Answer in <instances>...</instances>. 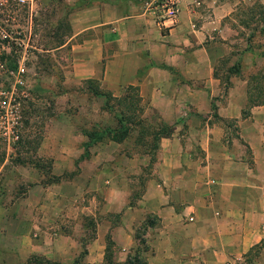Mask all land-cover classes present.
<instances>
[{
	"label": "crops",
	"instance_id": "1",
	"mask_svg": "<svg viewBox=\"0 0 264 264\" xmlns=\"http://www.w3.org/2000/svg\"><path fill=\"white\" fill-rule=\"evenodd\" d=\"M143 1L86 0L69 12L67 82L98 78L114 96L136 86L147 118L167 127L154 159L118 154L130 148L126 137L89 141L82 130L92 123L119 124L101 95H85L65 127V158L80 181L75 203L82 200L64 212L71 226L60 227L63 213L32 184L0 203V264H241L264 245V102L249 77L264 70V57L237 14L253 3L206 0L162 27ZM87 102L97 109H83ZM81 214L93 220L85 238ZM254 257L264 262V247Z\"/></svg>",
	"mask_w": 264,
	"mask_h": 264
},
{
	"label": "rangeland",
	"instance_id": "2",
	"mask_svg": "<svg viewBox=\"0 0 264 264\" xmlns=\"http://www.w3.org/2000/svg\"><path fill=\"white\" fill-rule=\"evenodd\" d=\"M85 1L0 0V203L13 204L38 182L44 186L45 202L63 213L59 224L64 230H68L74 220L64 212L68 211L70 215L75 204L82 202L78 198L75 203L74 183L80 181H77L78 177L74 178L75 168L70 169L65 158L70 155L68 147L72 140L70 131L65 130L73 120L69 114L77 111L85 95H92L93 88L107 91L94 77L77 83L67 82L70 43L74 40L67 42L68 14ZM256 1L251 0L253 4L237 14L239 24L245 26L248 45L258 47L264 57V6ZM78 39L79 36L75 40ZM249 77L256 83L253 93L261 91L263 95L264 70L257 68ZM132 86L127 91L133 99L128 106L118 105L114 98L108 100L113 110L128 115L133 113L131 124L127 119L123 121V126L128 129L126 143H130V148H119L118 154L141 157L147 152L152 161L157 141L153 136L156 126L145 114L147 107L137 98V87ZM97 106L95 102H87L82 108L97 109ZM137 119L138 125L134 124ZM85 129L98 136L103 128L92 123ZM149 167L150 163L144 170ZM141 189L140 179L129 188L135 196ZM145 217L149 218V215ZM80 221L87 226L82 238L90 236L93 220L81 214ZM141 232V228L136 230L137 238H141ZM107 245L108 254L111 252L110 241ZM262 247L264 245L253 247L241 264L264 263L254 257Z\"/></svg>",
	"mask_w": 264,
	"mask_h": 264
},
{
	"label": "trees",
	"instance_id": "3",
	"mask_svg": "<svg viewBox=\"0 0 264 264\" xmlns=\"http://www.w3.org/2000/svg\"><path fill=\"white\" fill-rule=\"evenodd\" d=\"M15 66L13 65V68ZM87 80H93L92 78H89ZM133 86L132 85H126L125 87H123V93L122 94H119L118 96H114L112 95L109 91H105V92H101L100 90H98V88H93L91 90V93L93 95H102L104 97V100H103V104L101 105V108L102 109H107L111 112L114 113L115 117L117 118V121H118V124L119 126L117 128H103L102 131H100L99 135L96 136V132H93V131H88L87 129H83L82 130V133L87 137V139L89 141L91 140H97L99 138H102V137H108L112 140H116V141H120L121 139H123L124 137H126V134H127V128L123 126V121H125V119L128 120L129 124H131V121L130 119L132 118L133 116V113H131V115L127 114V113H124L123 111H117V110H113V105L109 102L108 100L114 98V100L117 101V104L120 105V104H123V107H126L128 106L129 104H131L132 100L130 99V95L127 93L128 89L132 88ZM262 102H264V94L262 95ZM138 100H139V97L137 96ZM126 120V121H127ZM139 119L136 120V123L134 124H139ZM167 132V127L166 126H162L160 128H156V131L155 133L153 134L154 138L158 139V137L160 136V134L162 133H165ZM86 153V149L84 151ZM83 153V155L85 154ZM81 155V156H83ZM138 237V236H137ZM140 240V239H139ZM109 254V253H108ZM128 264H131L130 261H128Z\"/></svg>",
	"mask_w": 264,
	"mask_h": 264
},
{
	"label": "built area",
	"instance_id": "4",
	"mask_svg": "<svg viewBox=\"0 0 264 264\" xmlns=\"http://www.w3.org/2000/svg\"><path fill=\"white\" fill-rule=\"evenodd\" d=\"M204 1L206 0H144L143 8L156 25L171 27L177 22V17L183 8H196Z\"/></svg>",
	"mask_w": 264,
	"mask_h": 264
}]
</instances>
